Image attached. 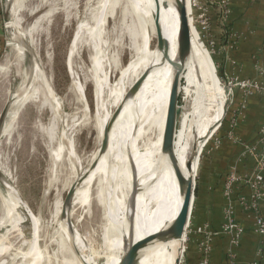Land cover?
Wrapping results in <instances>:
<instances>
[{
	"label": "rangeland",
	"instance_id": "obj_1",
	"mask_svg": "<svg viewBox=\"0 0 264 264\" xmlns=\"http://www.w3.org/2000/svg\"><path fill=\"white\" fill-rule=\"evenodd\" d=\"M135 2L136 0L1 1L0 113L8 102L9 107L1 127H9L10 133L2 134L3 132L0 129V168L2 169L0 174L15 188L31 211L28 216L22 215L24 216V221L26 220L30 235L35 236L37 234L38 242L36 251L35 247L33 248L32 239L24 233L21 226L17 224L8 227L10 223L5 220L3 225L0 226V264H64V237L60 225V215H56L57 203L59 200L63 201L66 195L68 189L64 188V184L72 177V168L78 171L82 170L87 174L86 176H90L96 170L98 164L97 162L92 170H87L95 159L96 151L100 146L97 118L101 119L103 115L99 114V117L95 115L93 56L96 53L98 62L97 76L99 78L105 77L107 83L102 97L104 110L107 112L113 111L115 94L111 88L113 84L116 85L118 83L121 72L133 59L130 30L136 26V13L139 11L136 8L140 7V5L136 6ZM100 4L103 5L104 9ZM7 9L8 18L4 20L3 15ZM12 10L18 11L13 13ZM105 11H107V14H104ZM85 13L87 16H85ZM195 14L194 9H192L193 24L200 36L194 33L191 29L192 25L189 23L191 36L198 48L205 54L211 71L223 88V80L219 75L214 59V55L220 48L215 47L214 37L211 36L209 38L202 34L197 27ZM88 15L94 16L91 17L92 20H90ZM103 16L105 17L103 18ZM94 18L96 20L98 18L103 19L104 22L100 31L95 34L92 33L93 37L90 38L87 35L91 34V29L95 25L96 20ZM6 21L11 23L13 41L10 38ZM16 21L18 24L15 29L14 24ZM33 25L35 26L33 27ZM86 25L90 26L89 30H87L88 27ZM79 27L81 28V39L84 41L79 40L75 51L69 57L74 35ZM30 30L33 32L28 35L27 31ZM84 33L87 34L85 35ZM93 38L96 39V42ZM201 39H203L204 45H202ZM29 40L33 41V48L28 44ZM92 40L97 44L96 48H92L94 45L90 42ZM209 42H213V45ZM86 44L87 46H85ZM153 47L154 42L151 41L149 48L152 49ZM24 48H30L35 58L32 68L36 65H38V69L40 67L41 70L39 71L42 73L45 83L52 89L56 104H59V109H61L59 111L61 112H58L54 119L52 118L54 116H52L53 113L47 107H44L38 115L37 110L40 100L36 103L26 102L24 106L13 113L15 107L12 105V100L19 99L20 97L18 96L20 94L25 97L32 88L37 86L36 83L32 86H27L25 82L26 74L31 72L32 68L30 71L26 70L27 58ZM123 81L125 82L126 79L124 78ZM79 85L81 86L80 88ZM236 88L233 87L229 95L225 91L224 109L220 121L209 132V135L196 152V156L198 155L199 157L195 176L196 173L197 175L200 174L203 165L208 161H212V157H215L218 161L223 159V156L231 155L230 151L233 145H238L242 148V144H239V141L234 143L230 137L231 135H236L235 129L232 128L234 124L231 113L235 101L234 91ZM81 89L83 95L81 102L77 103L76 98L79 96V90ZM84 103L87 105L86 108ZM84 111L87 113H84ZM60 113L61 116H59ZM95 117L97 118L95 119ZM50 122L55 124L54 132L57 137L48 146L49 139L46 131L48 130V125L49 127L52 125ZM155 137L156 131L153 128L138 139L139 149L142 150V145L147 140L154 141ZM59 147L63 153L60 166L54 164L50 155L51 148L55 150ZM112 185L110 183L108 190L112 189ZM88 189L86 205L84 204V206L78 208V215L81 216V220L79 222L70 221L68 226L73 225L74 227L71 226L68 230L66 229V233L69 243H71L73 238L78 237L86 247V253L82 256L83 259L87 260V257H90L91 262L104 264L105 258L101 251L103 238L101 236L105 221L101 216V208L97 205L95 179L92 180ZM4 194H6V191L0 184V215ZM30 220L32 221V227ZM70 228L71 230L76 228V233L70 232ZM78 243L72 242L71 244L76 248ZM182 246L184 250V240ZM31 250L34 254L36 252L35 257L39 254L33 263L31 262V257H29ZM38 260L40 261L38 262ZM76 260L81 263L79 258L76 257ZM183 261L184 252L180 264H183Z\"/></svg>",
	"mask_w": 264,
	"mask_h": 264
},
{
	"label": "bare ground",
	"instance_id": "obj_2",
	"mask_svg": "<svg viewBox=\"0 0 264 264\" xmlns=\"http://www.w3.org/2000/svg\"><path fill=\"white\" fill-rule=\"evenodd\" d=\"M135 3L136 6L140 5V7L138 6V8H136V10H139L136 13V26L132 27L130 30L133 59L125 69L123 68L124 70L121 72L118 83L116 85L113 84L111 88L115 94L113 102L114 110L136 79H138L146 69H149V73L134 94L132 100H126L122 106V110L110 130L107 150L99 157L96 170L91 173L90 176H86L87 174L82 170L78 171L72 168V177H70V179L68 178L69 180L64 184V188L68 189L80 174H84L75 189L68 220L66 223L60 221L65 247V257H63L64 264H95L90 261V257H87V260L82 258L86 253V247L81 243V240L78 237L71 240V243L79 242L76 248H74L72 244L69 243V238L66 233L69 227L73 226H68L70 221L79 222L81 220V216L78 215V208L84 206L88 201V188L93 179H95L97 185V205L101 208V216L105 221L101 236L103 238L101 251L105 258L104 264H118L128 243L139 241L140 239L147 238L166 229L177 216L182 203L177 173L179 172L182 176H186L188 172L190 173L187 164L192 159L191 175H194L196 152L201 143L209 135V132L216 127L223 113L225 101L224 87L222 88V86L219 85L215 75L210 69L205 54L198 48L191 36V51L184 62L182 73L184 102L180 110L173 147L171 153L162 151V135L171 89L176 81V68L178 67V16L172 0H136ZM165 3L166 6L164 5ZM17 11L18 10H12L13 13ZM106 12L107 11H105L104 14H107ZM85 16H87L86 13ZM91 17L94 16H90V20H92ZM104 17L105 16H103V18ZM103 22V19L98 18L94 23L95 25L93 24L94 26L91 29V34L87 36L91 38L93 34L98 33ZM17 24L16 21L14 28L17 27ZM157 24L160 26L165 56L156 49ZM6 26L9 29V35L13 41L14 36L10 21H6ZM34 26L35 25H33V27ZM80 27L74 35L69 57L75 51L81 39L82 34H80ZM87 27L85 28L89 30L90 26ZM31 32L33 31H27L28 35H30ZM82 40L83 39H81V41ZM94 40L96 42V39ZM151 41L154 42V47L152 49L149 48V43ZM90 42L94 44L93 46L91 45L92 48H96L97 44L93 40ZM28 44L33 48L32 40H29ZM88 44L90 43L88 42ZM85 46H87V44ZM24 51L27 58L26 70L30 71L35 58L30 48H24ZM102 51L104 50L102 49ZM93 59L94 61H91H93L92 68L94 70L95 115L99 117V114H103L101 119L95 117V119H98V138L101 141L102 130L114 110L108 112L104 110L102 97L104 94V87L107 86V83L105 77L99 78L97 76L98 62L96 53ZM39 70H41L40 67L38 69V65H36L32 68L31 72L26 74L25 82L27 86H32L35 83L37 86L32 88L25 97L20 94L18 96L20 97L19 99L12 100V105L15 107L13 113L24 106L26 102L36 103L40 100V105L37 110L38 115L44 107H47L49 111L53 113L51 114L52 116L54 115L52 117L54 119L57 113L61 112L59 111L61 109H59V104H56L52 89L45 83L42 73H40ZM69 73L71 74V72ZM124 78L126 79L125 82L123 81ZM80 87L79 85V88ZM72 92H74V90H72ZM81 92L82 89L79 90V96L76 98L77 103L81 100L83 95ZM84 106L86 108L87 105L84 103ZM84 113L87 112L84 111ZM59 116H61V113ZM50 123L52 124V122ZM1 126L0 129L3 132L2 134L10 133L9 127L2 128ZM54 126L55 124H52L50 127L48 125V130L46 131L47 138L49 139L48 146H50L57 137V134L54 132ZM153 128L156 131L155 140H147L142 145V150H140L137 144L138 139ZM146 138L148 139V137ZM50 155L54 164L60 166V161H62L63 156L62 149L60 147L55 150L51 148ZM0 170L2 171L1 168ZM110 183L113 184V187L111 190H108ZM2 203L0 226L3 225L5 220H8L10 223L8 227L18 224L23 230L24 227L21 224L24 222V216H20L16 213V209L19 206L18 198L15 197L14 194L6 191V194H4L2 198ZM61 205L62 200H59L56 206L57 216L60 215ZM70 232L76 233V228H72V230L70 228ZM182 245L183 240L177 241L168 238L161 240L154 239L138 250L132 264H175L178 259L181 263L184 252ZM35 254L32 250L29 252L32 263L36 261L39 255L35 257ZM76 257L81 260V263L76 260ZM40 260H38V262Z\"/></svg>",
	"mask_w": 264,
	"mask_h": 264
},
{
	"label": "crops",
	"instance_id": "obj_3",
	"mask_svg": "<svg viewBox=\"0 0 264 264\" xmlns=\"http://www.w3.org/2000/svg\"><path fill=\"white\" fill-rule=\"evenodd\" d=\"M198 1L208 12L210 34L214 37L215 47L220 48L214 59L221 79L225 81L230 77L247 78L260 84L261 88L252 91L248 96L238 88L234 91L233 108L245 101L243 116L236 120L234 128L236 136L240 140L239 144H253L264 118V70H261L264 69V0H228V14L225 19L220 16L223 9L222 0ZM186 5L191 29L199 35L193 24L190 0H186ZM1 23L0 17V43ZM201 40L204 45L203 39ZM243 149V146L241 148L233 145L231 155L223 156L224 160L218 161L212 157V161L203 165L200 174L196 173L195 197L184 241L183 264L199 263L198 241L201 237L196 234V228L205 226L211 231H217L225 221L224 209L227 204L223 195L225 175L229 172L238 175L252 172L254 160L249 155L241 156ZM198 157L197 155L194 164V175ZM238 193L249 195V190L241 186ZM238 193L234 194L232 209L234 218L244 227V233L236 245L231 244L230 233L214 236L210 264H226L229 251L233 253L238 264H250L255 259L258 264H264V235L255 233L254 212L237 203ZM258 212L264 217V201L259 203ZM259 249L262 250V254L256 255Z\"/></svg>",
	"mask_w": 264,
	"mask_h": 264
},
{
	"label": "water",
	"instance_id": "obj_4",
	"mask_svg": "<svg viewBox=\"0 0 264 264\" xmlns=\"http://www.w3.org/2000/svg\"><path fill=\"white\" fill-rule=\"evenodd\" d=\"M174 7L176 9V13L178 16V33H177V60H178V67L176 68V81L172 86L171 95L168 104V111L166 116V121L164 125L163 135H162V151L171 153V149L173 147V141L175 138V134L177 131L178 120L180 116L181 106L183 105V69H184V62L187 56L190 54L191 51V33L190 27L188 22V15L185 5V0H172ZM166 6V3L164 4ZM4 20L8 18V9L4 13ZM159 24L156 25V34H157V47L156 49L160 51V53L164 55V44L161 39V32H160ZM149 73V69H146L142 75L136 79V81L131 85V87L126 92L124 98L120 101L116 109L111 113L110 118L108 119L107 123L105 124L102 134H101V141L98 150L96 151L95 159L91 162L89 167L87 168L88 171L95 168L99 157L104 154L107 150L108 146V138L109 133L112 128L114 121L116 120L118 114L120 113L122 106L124 105L126 100H132L133 95L136 93L144 79L146 78L147 74ZM224 87V86H223ZM225 89V87H224ZM9 107V103L7 102L3 107L0 113V126L6 116L7 110ZM191 161L188 162L187 168L188 174L186 176H182L179 172L178 180L180 185V193L182 196V203L180 210L177 216L173 219L171 224L164 230L159 231L158 233L151 235L147 238L140 239L139 241L130 242L125 247L118 264H132L135 258L136 253L140 248L145 246V244L149 243L150 241L157 239L161 240L164 238L172 239V240H184L186 236V230L189 223V218L191 214V209L195 197V181L196 176L191 175ZM84 174H80L75 181L70 185L68 188L66 195L62 201L61 211H60V221L66 223L69 218L72 200L74 197L75 189L78 186L80 179ZM0 184L5 189V191L12 193L15 197L19 200V206L16 209V213L18 215L31 214V211L26 206L22 197L18 194L14 187H12L0 174ZM24 228L23 231L32 239L33 246L37 247V234L35 236L30 235V232L27 229L26 220L21 224ZM175 264H180L179 259L176 260Z\"/></svg>",
	"mask_w": 264,
	"mask_h": 264
},
{
	"label": "built area",
	"instance_id": "obj_5",
	"mask_svg": "<svg viewBox=\"0 0 264 264\" xmlns=\"http://www.w3.org/2000/svg\"><path fill=\"white\" fill-rule=\"evenodd\" d=\"M1 1L2 0H0V3ZM222 3L223 9L220 11V16L225 19L228 14V0H222ZM190 7L195 10L197 27L201 30L204 36L206 35V37L210 38V19L206 8H204L198 0H190ZM209 43L213 45V42ZM259 69H261V67ZM261 70L264 69L262 68ZM223 86L225 87L227 95L232 92L233 87H237L242 90L245 96H248L252 93V91L261 88L260 84L255 80H243L238 77H230L226 79L223 81ZM244 102L245 101L243 100L239 103L240 105L231 109L232 122L234 124L232 128H235L236 120H238V117L244 112ZM233 134L235 133L233 132ZM230 137L234 142H240L236 135H231ZM244 144L245 143H242L244 149L241 152V156H251L254 160V168L251 173L244 175H238L233 172H229L225 175L223 182V195L227 201L224 209L225 221L221 229L217 231H211L205 226H199L196 228V233L201 237L198 241V252L200 254L198 264H210L213 252L212 239L214 236L230 233V242L232 245H236L242 237L244 227L234 218V211L232 209L234 194L238 193L241 186L246 187L249 190V195L238 193L237 203L254 212V231L260 236L264 235V217H262L258 212L259 203L264 201V118L262 119L258 130V137L255 142L253 144ZM261 251L262 250L259 249L256 255H261ZM226 264H238L235 256L230 251L228 252V256L226 258ZM250 264H258V261L255 259L251 261Z\"/></svg>",
	"mask_w": 264,
	"mask_h": 264
}]
</instances>
